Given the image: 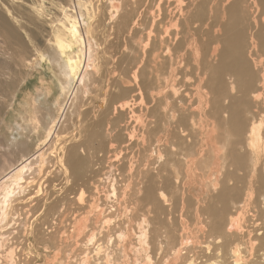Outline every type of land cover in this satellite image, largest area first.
<instances>
[{
  "label": "bare ground",
  "instance_id": "obj_1",
  "mask_svg": "<svg viewBox=\"0 0 264 264\" xmlns=\"http://www.w3.org/2000/svg\"><path fill=\"white\" fill-rule=\"evenodd\" d=\"M74 2L24 61L60 116L0 168V264H264V0Z\"/></svg>",
  "mask_w": 264,
  "mask_h": 264
},
{
  "label": "rangeland",
  "instance_id": "obj_2",
  "mask_svg": "<svg viewBox=\"0 0 264 264\" xmlns=\"http://www.w3.org/2000/svg\"><path fill=\"white\" fill-rule=\"evenodd\" d=\"M74 1L0 0V48L3 51H8V53L0 54V168L9 158L15 157L11 143L19 144L20 149L23 148L25 153H31L36 145L47 143L48 141H45L47 131L60 116L56 108L52 107L51 102L46 100L49 97L46 96L47 90L51 86H54L56 90V84L60 80L53 74L59 71L60 65L53 56L54 50L47 48L45 51V54L48 53L45 58L50 60V63L44 62L42 66L36 64L37 67L35 65L32 71L26 69L24 61L25 58L33 56L39 47H46V40L51 36V27L57 25L58 18L64 15L59 12L61 3L69 9H73L77 7L76 4H73ZM79 1L81 3L83 0ZM197 38L200 43L201 35H198ZM4 40L7 41L6 44L3 43ZM7 59L11 62V64L9 62L10 66L5 63L8 62ZM30 99L33 103H29ZM34 105H37L38 109ZM32 116H35L36 119L31 120ZM32 121L38 122L41 127L31 128ZM66 121L67 118L57 124L55 127V131H57L53 133L54 137L63 135L61 129ZM75 121L78 119L76 118ZM7 139L12 140L10 142ZM50 142L51 140L48 143ZM42 259L41 256L38 258L40 263L43 262Z\"/></svg>",
  "mask_w": 264,
  "mask_h": 264
}]
</instances>
